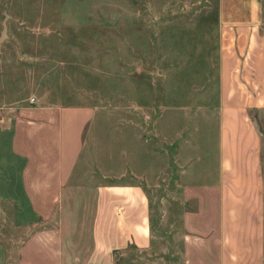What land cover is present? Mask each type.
<instances>
[{"label": "rangeland", "instance_id": "obj_1", "mask_svg": "<svg viewBox=\"0 0 264 264\" xmlns=\"http://www.w3.org/2000/svg\"><path fill=\"white\" fill-rule=\"evenodd\" d=\"M2 32L0 106L91 108L81 164L149 200L153 242L131 262L182 264L181 215L210 196L184 191L219 173L216 0H0Z\"/></svg>", "mask_w": 264, "mask_h": 264}, {"label": "crops", "instance_id": "obj_2", "mask_svg": "<svg viewBox=\"0 0 264 264\" xmlns=\"http://www.w3.org/2000/svg\"><path fill=\"white\" fill-rule=\"evenodd\" d=\"M216 10L219 173L184 191V206L203 188L210 196L181 215V260L264 264L261 139L250 117L264 113V0H216ZM91 116L74 104L0 106V264H134V253H149L143 186L95 182L81 164Z\"/></svg>", "mask_w": 264, "mask_h": 264}, {"label": "water", "instance_id": "obj_3", "mask_svg": "<svg viewBox=\"0 0 264 264\" xmlns=\"http://www.w3.org/2000/svg\"><path fill=\"white\" fill-rule=\"evenodd\" d=\"M4 38H5V32H2V34L0 35V44L2 43Z\"/></svg>", "mask_w": 264, "mask_h": 264}]
</instances>
